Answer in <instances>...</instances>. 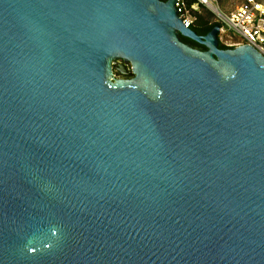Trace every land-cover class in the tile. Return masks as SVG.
<instances>
[{
    "label": "water",
    "instance_id": "1",
    "mask_svg": "<svg viewBox=\"0 0 264 264\" xmlns=\"http://www.w3.org/2000/svg\"><path fill=\"white\" fill-rule=\"evenodd\" d=\"M176 3L0 0V264H264V56Z\"/></svg>",
    "mask_w": 264,
    "mask_h": 264
},
{
    "label": "built area",
    "instance_id": "2",
    "mask_svg": "<svg viewBox=\"0 0 264 264\" xmlns=\"http://www.w3.org/2000/svg\"><path fill=\"white\" fill-rule=\"evenodd\" d=\"M191 1L195 3L191 4ZM201 7L216 15V22L221 25L219 38L222 44L231 48L247 45L264 56V2L243 0L232 14L224 13L218 0H177L176 3L178 14L188 28L194 24L189 17L190 10L199 11Z\"/></svg>",
    "mask_w": 264,
    "mask_h": 264
},
{
    "label": "rangeland",
    "instance_id": "3",
    "mask_svg": "<svg viewBox=\"0 0 264 264\" xmlns=\"http://www.w3.org/2000/svg\"><path fill=\"white\" fill-rule=\"evenodd\" d=\"M243 0H218V5L220 7V9L226 13V14H232L234 12L237 11V9L240 7V5L242 4ZM264 2V0H259ZM189 17L192 19V21H194L193 25L199 26L201 25V19H206L208 20V23H215L216 22V15L212 14L208 9H206L205 7H201L199 11L196 10H190V14ZM240 41V40H238ZM121 63H123L121 61ZM124 64V63H123ZM127 66V69L129 71L132 70L131 65L130 64H125ZM116 77L117 79H124V77H122L120 74L116 73Z\"/></svg>",
    "mask_w": 264,
    "mask_h": 264
},
{
    "label": "trees",
    "instance_id": "4",
    "mask_svg": "<svg viewBox=\"0 0 264 264\" xmlns=\"http://www.w3.org/2000/svg\"><path fill=\"white\" fill-rule=\"evenodd\" d=\"M163 2H167L168 0H162ZM192 3H195L193 1H191V4ZM207 18V17H206ZM201 19V25L199 26H196V25H192V29L198 33V35H201V36H207L209 33H211L216 27H219L221 26L219 23L215 22V23H208V20L207 19ZM183 42L187 45H190L191 47L195 48V49H199L203 52L207 51V48L201 46V45H198L197 43L189 40V39H184L182 38ZM220 49L222 50H228V49H234V48H231V47H228L224 44H220Z\"/></svg>",
    "mask_w": 264,
    "mask_h": 264
},
{
    "label": "flooded vegetation",
    "instance_id": "5",
    "mask_svg": "<svg viewBox=\"0 0 264 264\" xmlns=\"http://www.w3.org/2000/svg\"><path fill=\"white\" fill-rule=\"evenodd\" d=\"M201 36V35H199ZM185 39V38H184ZM125 80H131L132 78L131 77H124Z\"/></svg>",
    "mask_w": 264,
    "mask_h": 264
}]
</instances>
